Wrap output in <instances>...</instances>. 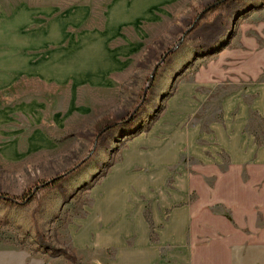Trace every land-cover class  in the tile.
<instances>
[{
	"label": "crops",
	"instance_id": "1",
	"mask_svg": "<svg viewBox=\"0 0 264 264\" xmlns=\"http://www.w3.org/2000/svg\"><path fill=\"white\" fill-rule=\"evenodd\" d=\"M188 1L0 11V162L52 152L121 105L147 44ZM253 24L192 60L93 188L87 247L110 250L108 264H264V25Z\"/></svg>",
	"mask_w": 264,
	"mask_h": 264
},
{
	"label": "rangeland",
	"instance_id": "2",
	"mask_svg": "<svg viewBox=\"0 0 264 264\" xmlns=\"http://www.w3.org/2000/svg\"><path fill=\"white\" fill-rule=\"evenodd\" d=\"M77 1L82 0H0V11L9 14L18 6L32 2ZM218 2L189 0L178 16L157 31L125 86L124 97L117 108L89 128L66 134L52 152L31 155L17 164L0 162V193L16 197L23 193L35 195L34 201L25 208L0 203V264H108L110 250L101 246L87 247L89 240L96 241L98 237L87 227H91L89 210L93 188L103 182L119 149L131 138L127 137L131 131L110 132L97 143L95 126L107 116L116 119L118 113L130 112L140 101V94L148 86L153 71L159 67L160 78L151 100L135 125L148 124L142 131L146 132L161 117L175 92L176 81L192 69V60L216 54V50L227 46L237 31L250 23L264 25V13L255 14L264 11V0H242L205 12ZM170 54L172 58L165 60ZM182 58L184 63L179 67L178 61ZM18 90L21 94L38 88L21 85ZM3 100L0 96V105ZM153 115L155 119H151ZM66 173L69 174L63 185L51 189L53 180ZM63 253L75 257L76 262Z\"/></svg>",
	"mask_w": 264,
	"mask_h": 264
},
{
	"label": "trees",
	"instance_id": "3",
	"mask_svg": "<svg viewBox=\"0 0 264 264\" xmlns=\"http://www.w3.org/2000/svg\"><path fill=\"white\" fill-rule=\"evenodd\" d=\"M241 1L242 0H219V2L216 3V5L206 8L205 12H211L216 9H219L221 6H226L230 3H238ZM262 4L264 8V3ZM169 56H167L165 60L167 59L170 60L172 58V54H170ZM188 68H190V66H188ZM159 78H160V73H159V67H158L153 71L152 75L150 76L149 81H148V86L144 88V90H142L140 94V101L138 102L136 106L132 108V110L127 114V116L124 119L117 120L112 115H110L102 119L95 126L97 143H99L103 138L106 137V135H108L110 132H113V131L124 130V129L127 132L131 131L130 132L131 134L128 135L127 137L132 138L136 134L141 133L142 131L148 128V124L146 126L141 125L139 127L135 125H136V122H138L139 119L142 118V115L146 111V107L148 106V103L151 100V97H152L151 95L154 91V88ZM155 118H156V115L151 116V119H155ZM82 163L83 162L79 163L77 167L71 170L69 173L72 174L75 170H77L78 167L81 166ZM69 173H66L67 175H63L62 177H58L54 179L53 182L51 183L50 188L56 189V188H59L61 185H63V183L67 180ZM38 188H36L37 191H38ZM34 199H35V195H32V194L28 195L27 193H23L20 197L11 196L5 193H0V203H3L9 207L25 208L29 206L34 201ZM63 254L68 259H71L74 262H76L75 257L71 255H67L65 253Z\"/></svg>",
	"mask_w": 264,
	"mask_h": 264
}]
</instances>
